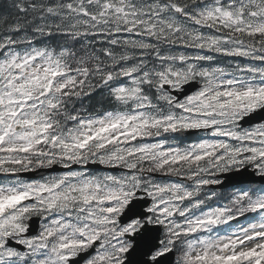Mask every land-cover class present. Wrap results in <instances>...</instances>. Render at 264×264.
<instances>
[{"label":"snow or ice","instance_id":"6c2138e0","mask_svg":"<svg viewBox=\"0 0 264 264\" xmlns=\"http://www.w3.org/2000/svg\"><path fill=\"white\" fill-rule=\"evenodd\" d=\"M0 264H264V0H0Z\"/></svg>","mask_w":264,"mask_h":264}]
</instances>
